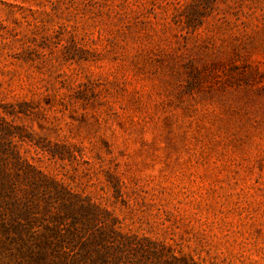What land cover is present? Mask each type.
<instances>
[{
  "label": "rangeland",
  "instance_id": "rangeland-1",
  "mask_svg": "<svg viewBox=\"0 0 264 264\" xmlns=\"http://www.w3.org/2000/svg\"><path fill=\"white\" fill-rule=\"evenodd\" d=\"M0 168L10 236L84 205L190 264H264V0H0Z\"/></svg>",
  "mask_w": 264,
  "mask_h": 264
},
{
  "label": "trees",
  "instance_id": "trees-1",
  "mask_svg": "<svg viewBox=\"0 0 264 264\" xmlns=\"http://www.w3.org/2000/svg\"><path fill=\"white\" fill-rule=\"evenodd\" d=\"M8 175L5 168H0L1 184ZM74 211V207H67L72 219L65 228L52 227L30 242L20 235H8L6 227L1 229L0 252L11 260L5 262L0 258V264H190L184 257L134 245L128 236L116 230L90 228L95 211L89 206L80 205L79 215Z\"/></svg>",
  "mask_w": 264,
  "mask_h": 264
}]
</instances>
